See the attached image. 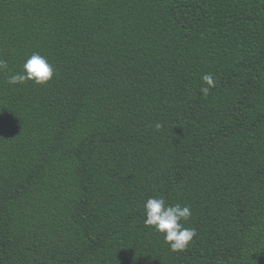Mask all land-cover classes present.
Listing matches in <instances>:
<instances>
[{
    "label": "trees",
    "instance_id": "1",
    "mask_svg": "<svg viewBox=\"0 0 264 264\" xmlns=\"http://www.w3.org/2000/svg\"><path fill=\"white\" fill-rule=\"evenodd\" d=\"M0 59V264H264V0H0Z\"/></svg>",
    "mask_w": 264,
    "mask_h": 264
},
{
    "label": "clouds",
    "instance_id": "2",
    "mask_svg": "<svg viewBox=\"0 0 264 264\" xmlns=\"http://www.w3.org/2000/svg\"><path fill=\"white\" fill-rule=\"evenodd\" d=\"M8 68L7 61L0 59V71ZM54 75V69L47 59L39 53H32L28 56L18 72L7 77L10 85H22L28 81L35 84H44L48 82ZM203 84L207 87H201L200 91L204 95H208L210 89L215 87V81L211 73L202 76ZM157 129L162 125L157 122ZM143 223L146 227L163 236L164 242L173 252H182L187 249L189 243L196 235L195 229L185 227L191 216V209L187 205L179 203L174 205L166 204L162 197H149L143 204Z\"/></svg>",
    "mask_w": 264,
    "mask_h": 264
}]
</instances>
